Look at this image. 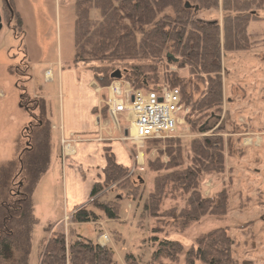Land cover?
<instances>
[{"label":"rangeland","instance_id":"1","mask_svg":"<svg viewBox=\"0 0 264 264\" xmlns=\"http://www.w3.org/2000/svg\"><path fill=\"white\" fill-rule=\"evenodd\" d=\"M16 2L17 7L27 11L24 31L28 37L22 42L19 35L16 38L5 24L0 32V204H12L17 186H23L22 193L28 196L25 207L31 229L27 264H39L41 244L54 232H64L67 239L81 236L94 242L98 236L106 234L110 241L107 247L113 250L116 264H126L125 257L129 254L133 258L131 264H150L154 246L149 237L153 235V231L157 238L176 240L183 245L184 250H188L196 249V241L200 236L217 229L227 230L233 241V264H264V5L257 12L259 19L249 23V50L225 53L222 56L221 112L197 130L188 123L190 108L183 103V123L177 131L163 139L145 141L142 147L131 141L121 140L124 135L119 137L116 133L114 136L115 131L123 128L125 132H129L125 119L120 118V128L117 127L111 137L120 140L129 151L131 163L127 168L122 166L127 174L108 184L99 195L84 205L93 209L90 207L91 202L97 199L104 203L118 202L119 219L73 224L71 217L75 211L71 214V209L67 207L65 192L69 188L68 185L65 186L63 179L58 131L51 129L58 117L56 68L39 63L31 82L25 81L18 74L21 59L17 58L21 45H32L37 58L40 51L34 45L33 21L27 2ZM52 3L53 0H43L42 8L38 11V18L43 21L41 33L51 42L54 41L55 33L54 24L50 22L54 20ZM74 7L75 0H61L62 62H72L74 58ZM90 17L99 20V12L92 10ZM223 18L221 0H218L216 9L197 13L198 20L217 22L221 29ZM46 23L47 26L49 24L48 28ZM20 30L22 32L21 28ZM55 50L53 46L49 52L51 58L56 57ZM48 69L53 72L52 83L44 80V75L49 73H45ZM186 72L187 69L172 65L166 71L159 67V85H168L167 78L171 79L168 73H171L179 81L187 83L186 94L195 101L205 85L191 79ZM25 73L27 76V70ZM114 82L126 83L121 79ZM94 85L101 88L97 83ZM44 90L49 95L48 101L37 103L31 100L33 94ZM97 93L102 113L106 90L101 88ZM24 94L25 98L20 99ZM31 107L39 108L34 110L33 115L41 122V129L38 128L33 134L31 146L28 147L25 145L24 135L32 121L31 113L28 112ZM106 114L108 116L107 108ZM205 138L223 140L225 170L222 174L202 176L197 189L202 199H214L224 192L227 196L225 215L207 214L185 229H179L166 215L171 210L180 212L186 208L189 195L185 193L167 195L160 205L157 218L144 215L142 205L154 191V179L173 172L165 169L173 148L181 146L187 149L192 141ZM186 156L188 155L185 154ZM11 159L13 162L7 163ZM188 163L189 161H184L183 167L188 166ZM103 182L104 175L99 183ZM10 227L17 236L14 241V258L21 260L26 237L22 230ZM20 235L23 236L18 237ZM9 263L12 264L5 263L0 258V264ZM183 263L182 255L177 264Z\"/></svg>","mask_w":264,"mask_h":264},{"label":"trees","instance_id":"2","mask_svg":"<svg viewBox=\"0 0 264 264\" xmlns=\"http://www.w3.org/2000/svg\"><path fill=\"white\" fill-rule=\"evenodd\" d=\"M5 1L3 11L10 8L17 19L16 28H19L21 23L13 10V0ZM221 4L224 13L222 29L217 22L197 19L199 11L216 9L218 0H75L74 58L69 67L92 72L96 83L103 89L115 81L111 75L119 72L122 81L133 89L145 91L157 90L160 86L159 67L162 71L169 69L170 65L187 69L186 74L191 79L205 85L195 101L186 94V82L179 81L171 73H168L171 79L167 78V82L169 87L180 91L182 102L190 108L188 123L199 130L221 112L223 54L249 50L247 29L251 21L259 19L257 12L262 9L264 0H221ZM92 10L99 12V20L91 19ZM24 98L25 94L20 99ZM102 112L106 118V107ZM223 149L221 138L194 140L187 149L175 146L169 164L165 166L166 170L173 172L154 179V191L142 205L143 214L157 218L167 195L185 193L189 195L186 208L180 212L171 210L166 215L179 229H185L207 214L224 216L226 194L221 192L214 199H202L197 189L202 176L224 172ZM184 161H189V165L183 167ZM126 174L127 170L116 163L110 149H105L104 182L92 186L89 200ZM21 187L17 186L12 204H0V258L5 263L27 264L31 229L25 207L28 196L22 193ZM90 207L94 210L87 206L76 208L72 223L119 219L118 202L104 203L97 199ZM10 226L22 230L26 237L21 260L14 258L17 236ZM227 232L225 229L213 230L198 238L196 249L184 250L180 242L159 239L153 231L149 241L154 251L149 262L177 264L183 255V264H233V241ZM40 249L39 264H116L110 247L100 246L81 236L67 239L64 232H54ZM131 256L126 255V264H131Z\"/></svg>","mask_w":264,"mask_h":264},{"label":"crops","instance_id":"3","mask_svg":"<svg viewBox=\"0 0 264 264\" xmlns=\"http://www.w3.org/2000/svg\"><path fill=\"white\" fill-rule=\"evenodd\" d=\"M42 1L26 0L33 21L34 45L40 51V55L37 58L33 46L25 44L24 47L21 45L22 49H19L17 59H21L22 63H27V82L33 81L35 69L39 63H46L56 68L58 117L55 126H52L51 129L58 131L60 149L61 139L68 140L73 136L78 138V142L72 146L70 152L62 154L60 150L63 179L65 186L68 185L69 188L65 192L67 207L71 209L72 214L76 208L87 204L92 186L102 180L105 167V149H110L117 163L123 167H129L131 160L129 151L122 142L111 137L116 130L111 119L109 116L104 118L103 112L100 113V97L94 88L96 81L93 73L71 68L69 67L71 62H62L60 42L61 0H53L52 3L54 20L50 22H53V29H55L54 41L52 42L46 40L41 33L43 21L40 17L38 18V11L42 8ZM16 4V0H13V10L20 19V28L24 35L22 42H24L28 37L24 31L27 11L17 7ZM45 25L47 28L49 27V24L48 26L47 23ZM9 31L14 32L16 37L15 31ZM53 46L56 49V57L51 58L49 52ZM47 72L49 73L44 75V80L46 83H52L53 72L51 69L45 73ZM31 100L37 101V103H45L49 100V95L45 90L39 91L32 95ZM38 109V107L35 108V110ZM116 133L120 137L125 135V130L123 128L115 131L114 136ZM12 162V159L7 161V163ZM96 242L100 246H108L110 243L106 234L98 236Z\"/></svg>","mask_w":264,"mask_h":264},{"label":"built area","instance_id":"4","mask_svg":"<svg viewBox=\"0 0 264 264\" xmlns=\"http://www.w3.org/2000/svg\"><path fill=\"white\" fill-rule=\"evenodd\" d=\"M94 87L96 92L101 90L97 85ZM105 90L104 106L115 129L120 118L128 124L129 132H125L123 141L141 146L145 141L170 136L183 123V102L177 88L160 85L157 90L145 91L133 89L128 83L113 82ZM76 141L78 138L74 136L62 139V154L70 152Z\"/></svg>","mask_w":264,"mask_h":264},{"label":"flooded vegetation","instance_id":"5","mask_svg":"<svg viewBox=\"0 0 264 264\" xmlns=\"http://www.w3.org/2000/svg\"><path fill=\"white\" fill-rule=\"evenodd\" d=\"M6 2L5 0H0V11H2V14H0L1 18H2V24H5L6 27L9 30H13L15 31V35L16 37L19 35L20 39H23V33L19 30H17L16 26H17V19L14 16L13 12L10 11V8L7 7V11L3 12V3ZM26 70H27V65L26 63H22L21 62V68H20V72L18 71V74L26 81L27 80V76H26ZM35 108H32L28 111L31 113L32 116V121L29 124V126H27V128L25 129V145L26 146H31L30 141L32 140V136L33 134L37 131V129H41V122L38 121L37 116L33 115ZM29 149V148H27Z\"/></svg>","mask_w":264,"mask_h":264},{"label":"water","instance_id":"6","mask_svg":"<svg viewBox=\"0 0 264 264\" xmlns=\"http://www.w3.org/2000/svg\"><path fill=\"white\" fill-rule=\"evenodd\" d=\"M186 7L188 8V5H186ZM196 10H197V8H196ZM2 28H3L2 18L0 16V32H1ZM111 79L119 81L121 79V74L119 72H115L111 75Z\"/></svg>","mask_w":264,"mask_h":264},{"label":"bare ground","instance_id":"7","mask_svg":"<svg viewBox=\"0 0 264 264\" xmlns=\"http://www.w3.org/2000/svg\"><path fill=\"white\" fill-rule=\"evenodd\" d=\"M140 159H141V156H140Z\"/></svg>","mask_w":264,"mask_h":264}]
</instances>
